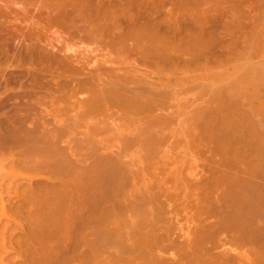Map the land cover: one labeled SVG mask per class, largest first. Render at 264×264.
Segmentation results:
<instances>
[{
  "label": "bare ground",
  "instance_id": "1",
  "mask_svg": "<svg viewBox=\"0 0 264 264\" xmlns=\"http://www.w3.org/2000/svg\"><path fill=\"white\" fill-rule=\"evenodd\" d=\"M103 1L104 0H83V2L86 3V7L82 8V2L80 3L81 6L77 5L79 8L76 6L77 9L82 8V13H76V9L73 11L74 6H72L73 9H69L72 10L70 11V13L72 12V14L66 13L68 14L67 16L65 14L64 16L61 15L62 17H60L64 20H61L59 18L61 21H55L56 23H54L53 20L52 21L55 26L58 24L57 27H63L62 31L65 29L63 32H66V34H68V40H70L72 43L94 42L95 46H98V49H100L99 47H102L101 49H105L106 47L109 48L106 50H110L108 51V53L112 52V55L111 53L109 55L106 52V54H108H104V56L106 55V58L107 56L108 58H113L115 57L114 54L118 56V58L115 57L113 58V60L111 59L113 62H111L110 59L109 61L108 58H105V62L109 61V64H113L115 59L120 60L121 57L123 59V54L132 53L133 55H135L136 52L139 53V55L136 56L139 57L141 55L142 60L141 56L140 61L139 59L134 60V63L138 60L135 66L142 65L141 61H143L144 59L145 64L147 63V65L152 63L153 60L154 62L151 66H153L156 61H158L159 63H163L165 61L166 63V55H169L166 49H169V47L167 46V48L165 47V45L162 46L163 42L159 44V39L155 38L157 34L151 35L149 27H147L149 30L145 28L143 29V27L142 29L139 27V29H137L133 25H126V29L123 28L120 25V22L121 24H123L124 21L127 20L128 23H134V16L132 17L129 14L126 15L125 11L123 13L120 11H114V9H108L110 8L109 6L107 8H104L102 6L107 3H103ZM108 3L112 5V1H109ZM7 9L9 10L10 8L8 7ZM116 9L118 10V8ZM4 10L5 8L3 9V11ZM8 10H5V12ZM10 11L11 10H9L10 14H14ZM77 12H79V10ZM61 13L63 14V12ZM3 14L0 13V15H2V17L0 16L1 18H3ZM123 26L125 27L124 24ZM66 34H64V37ZM157 38H159V36ZM68 40L66 41L67 44ZM163 40H165V37L163 38ZM129 41H133L134 43L132 42L133 44H128ZM169 41L170 40H168V42ZM157 43L161 46L158 45V47L157 45H155ZM83 44L84 43H82V45ZM94 49L97 50V48ZM106 50H104V52ZM101 51L103 52V50ZM133 52H135V54ZM126 56L127 58H129V55ZM39 58L41 59V57ZM87 58L83 57L84 60H87ZM122 59L120 60V62H123V65L125 66L126 63L129 65V62L126 61H130L134 58L130 60H124V58L123 60L126 63H124ZM155 59L159 60L155 61ZM78 60L81 61L82 59L78 58ZM118 60H116L117 63H119ZM88 61L89 60H87V62ZM158 62H156L154 65H156ZM83 63L80 64L77 60L73 61V64H68L62 61L58 62L57 60L55 61L52 59L48 60L47 68L44 67L43 69H46L45 73L48 72L50 74L49 76H51V81L50 79H48V83H51H44L46 84V86L44 85L43 87L51 85V88L49 89V86L48 89L51 90L52 88H54L49 92H51L50 94H53L55 96H48L49 98H51V107H53V111L51 110L52 114L50 113V115H55L54 117L56 119L58 118L57 120H59L57 121L55 120V118H52L53 120H55L53 122L55 125L53 126H57V122L59 126H57V128H54L53 126V128H50L51 126H49V124L51 123L49 121L51 119H46L49 123L48 125H46L47 123L45 124L42 119L41 120L43 124L41 123V121L38 123H32L33 119L31 120V115H26V118L24 116L23 120L21 119L19 125H17V121H12L11 126L7 129L9 130L8 134H5V136L9 142L12 141L8 144L9 148L12 146H10V144L12 143L14 147L17 144L18 146L23 147V149L19 148V150H22L21 153H23L22 156L24 158V161L20 159L18 160V158H16L17 154L19 153H15L16 156H14V153L13 155L11 154V156L8 157V160L13 163H19V161H23L22 164H25L30 168L46 169L52 172V177L48 178L47 181H50L52 184H55L57 183L56 181H58V184L60 182V185L62 186V189L60 188L61 190L58 189L59 191H55V193H53V191L51 193L50 201L52 213L62 214L63 212H65L63 213V215L67 214L68 217L70 216L75 219L73 220L70 218V221L73 220V222H71L73 223V225L69 228L72 230L73 234L76 235L78 241L85 240L87 233L97 232L99 234L103 233L102 235H105L107 231L113 232L115 229V231L120 230L122 233L123 230L128 229L129 233L126 234V232L124 231V233L126 234L125 236L128 240H132L131 238H134V241H132L130 245H127L129 244L127 241L122 242L118 237L121 243H118V241L117 244L121 245L122 243L125 244V242H127V246L122 245V247H125L120 249L118 248L119 250H116L113 253H109L107 255H105V251H97V249L89 251H74L72 252L71 256H68L69 258L67 260L60 264H264V159L261 163L256 164L257 159L254 160L255 158L252 159L247 154V146L249 144L242 134L243 126H245L244 123H247V120L245 119L247 114L242 113L243 111L240 112L238 110H230L228 108H211V105L199 107L200 105L197 106L196 104V109H194V111L193 108L192 110L190 109L191 112L188 110H184V107L179 104V96L181 95H175V92L178 93V89L175 92L170 91V89H173L170 87H175L176 85L170 87L168 86L169 84L167 83H170L171 85V82L169 81L170 77H167L168 70L161 68L162 64L156 65V67L160 66V68H155L158 70L161 69L163 72H160L161 70L157 72L158 70L154 69L157 72V75L162 76L161 78L155 75L156 77L161 78V83H159V81V85H157V83H153L157 82V80L155 79L158 78L153 77L154 82L151 81L153 79L152 77V79L150 78V80L144 79V77L149 79V74H147L149 73L147 72V68L149 66L146 65L147 68L145 70L144 63V66L142 65V71H139L140 67L139 69H133V71H131V67L134 65L132 64L133 61L130 63L131 67L126 64L128 68L125 66V70L124 66L123 68H120L122 66L120 65L121 63H114L115 65L120 66L117 67L119 69L114 68L115 65L113 66L114 69H108L112 65L108 66L107 63L105 64H107L106 66L108 68L104 66V63H102V67L104 66L105 68H102L101 65H98V67L95 68V66H97L96 62L93 63L95 65L93 66L94 68L91 67L93 69H90V67L89 69H87L88 67L85 66V63ZM88 63L91 62L89 61ZM74 64H78L79 66L76 65L77 67H74ZM82 64L83 66H80ZM93 64L91 63L90 65ZM32 67L34 68L35 66ZM129 67L131 69H129ZM137 70L138 75L140 74L139 72L143 73L145 70L146 76H141L143 78L141 79L140 76L138 77L137 75H132L137 74ZM121 71H123V73ZM151 71H153V69H151ZM170 72L171 71L169 70V73ZM57 80H59V83L55 82ZM148 81L153 83L151 84ZM180 84L181 87H183L182 83L180 82L177 85L180 86ZM45 89L48 90L47 88ZM233 92H230L232 95L230 93H228V95L230 94V97H233L234 94H238L235 91ZM214 96L216 98V95ZM214 96L211 95L212 99H214ZM180 99L182 101V97ZM209 101L212 102L211 100ZM209 101H207L206 103L208 104ZM57 102L58 104L56 105ZM172 104L174 106L176 105V109L174 108V112L170 110L171 114H168V112L170 111L167 112V110L172 108ZM35 121L38 120L35 119ZM39 123L42 125H40ZM176 125L177 127H181L179 128L180 130L178 128H175ZM218 125L220 126V128ZM47 126H49V128H47ZM76 131H78L79 133L81 131L80 134L82 135L80 136L84 137V140L82 139L83 144L81 143L83 148L82 146H77L78 144L76 143V145L73 142V140H76L74 138V136L77 135L75 133ZM74 133L76 135H74ZM168 134H170V136L172 134L174 137H176L175 139H178L177 137H182L183 134H186V136H193L198 134V136H202L203 139L209 138L207 141H212V144H214L213 146L215 148L217 147V150L219 151V153H221V159L220 161L217 160L216 163L218 165L220 163V166L223 169L221 170L220 168V170H213L214 166H212L211 169L213 171L211 170V177H208L205 183H199L198 187H193L194 189H198L200 185L201 187L198 190L196 189L197 191H195L193 188L192 191L190 190L191 192H196V194L192 193L193 195H196V202L194 205H196V209L199 210V215H201V217L199 216L198 218L197 215H195L197 217V219L194 218L195 220H197V223L195 222L194 225L195 228L193 227L194 230L191 231L192 233L187 234L189 235L188 240L187 242L183 243H181V240L179 242V236L181 235V232L178 233L175 228L173 229V232L176 231L179 234V236L176 235L179 239H177L173 234L171 230V228L174 227V225L171 226V223H173V221H169L170 217L167 216L168 214H170L169 209L174 207L172 206L174 203L171 202L172 199L174 197H177H171L172 193H169L171 195L170 197L172 198H170V205L168 203L170 199L168 201L166 200L168 199L165 196L167 195L165 194L167 192L164 191L165 193L163 192V194L166 201L163 202L161 200L163 196L161 198H157L160 193V195H162V191H159V188L161 187L159 186V183L156 182L157 186H159L158 191L160 193L154 194L153 191L156 192L157 186H153L154 184H152V189L154 187V189L156 190L150 191L152 178L150 179V183L148 182L149 179L147 181V179L145 178L147 177V173L148 176L154 175L153 172L150 171V168L152 169L154 167L153 165L155 161L153 159V156H155V158L159 157L158 152L160 151V146H163L162 144L160 145V143H163L165 147H168L165 144L168 141ZM179 134L181 136H179ZM70 136L72 137L71 140H69ZM100 136L102 137V139L100 138ZM173 136H171V138ZM188 136L186 137V139L189 138ZM194 138L200 137L194 136ZM63 139H66L65 141H68V143L66 144ZM95 139H100V141L98 142V140L96 141ZM3 140V143L7 144V142H5V138H3ZM196 140L198 139H195L194 141ZM61 142L63 143L62 146L60 145ZM88 142L89 146L87 144ZM189 142L191 141H188V144ZM84 143L87 145L85 146L86 149L84 148ZM90 143L92 144V148L89 149V147L91 146ZM64 144L66 145V147L64 146ZM93 145L96 147H93ZM115 147H117L116 149L119 150H115ZM97 148H104L103 151H101L102 153L105 152V154L107 151L109 152V150H111V152L119 151V154L118 152L113 153L114 157L116 154H118V157L116 155L115 158H111L110 156H108L110 154L105 156L104 153L102 156L101 151H98ZM66 149H68V151ZM164 149H166L165 153L169 150L167 148ZM161 151L163 152V150ZM121 152L123 154H121ZM70 154L77 158H75L77 162H74L75 159H71L72 156ZM120 154L122 158L119 156ZM161 154L162 153L160 152V155ZM91 156H96L95 159L97 162L95 161L96 165L90 168V165L86 166L87 163L83 161L88 160L89 158H94ZM126 156H128L130 159L129 163L124 162L126 161L125 159L128 158ZM79 157L81 158L80 161L83 162V165L78 160ZM137 157L138 159L141 158L139 160V163L142 160L144 161V163L146 162L145 166L147 168L145 167V169L148 172H145V175L143 173L144 169L143 172H141L142 169L140 172H138L137 169V172L132 171V165L138 166L139 168L140 164H136L138 162ZM262 157H264V155ZM131 159L135 160L136 163L134 161H131ZM143 161L141 162V164L143 163ZM240 164L244 165L242 167H244L245 169L241 168ZM238 167L241 169L238 170ZM149 171L152 172L151 175H149ZM190 176L191 175H189V177ZM58 177L59 179H57ZM32 179L34 180V178ZM32 179L30 178V180L32 181L31 183H29L30 186L33 185ZM134 179H138L137 183H139L134 184ZM177 179H184V177L182 178L180 176V178ZM177 179L176 181L183 182V180ZM192 179L194 182H192V184L194 185L197 181L196 177V181H194V177ZM192 179L190 180L192 181ZM184 180L187 181H184V187H188L187 184L189 182V179ZM142 181V184L145 185L144 187L143 185H140ZM191 181L189 182V184L191 183ZM192 184L189 185L190 188ZM176 185L175 188L177 189L178 185ZM138 186H141L142 188ZM160 190L162 189L160 188ZM172 191L174 192L175 189H173ZM178 191L179 190L177 189L176 192ZM216 192L220 193L216 194ZM152 195L157 196L155 198ZM181 198L182 197L177 199ZM157 199L161 200L162 202H158ZM191 200L192 199H190V201ZM160 203H162V206H164V203L165 205L169 204V207H167L168 205L164 206L165 208L167 207L168 210H162L163 208H161ZM190 203L193 204L192 202ZM185 204H182V206H184ZM170 206L172 207L170 208ZM177 208H174L173 210L171 209L172 212H170L172 213V217L177 213L174 212V210ZM185 208L189 209L188 207ZM185 208L182 209L181 207L182 210L180 209V211L185 212ZM164 211H168L166 212L167 215ZM175 211H179V208ZM191 212L192 211H190V213ZM121 216H125V218H122ZM165 216L169 218L166 219ZM176 216H178L177 218L180 219V215L178 213L176 214ZM172 217L170 219H172ZM175 217H173L172 220H178ZM110 218L114 221L111 222L112 220L110 221ZM182 218L181 222L174 221V223L181 224L182 220L185 219ZM78 219L83 220L82 224L79 225L77 223ZM121 219L122 221H126V219L128 220L125 223H122V221H120ZM75 221L76 223H74ZM194 221H192V223ZM177 224L176 226H178ZM180 224L179 228L176 227V229L179 231H181L183 227V225ZM111 226H113L114 228H112ZM190 226H187V229H189ZM120 231L119 233H121ZM109 234L111 236L113 235L112 233ZM109 234L107 233V236ZM130 234L131 238H128L130 237ZM172 235L175 238L172 237ZM233 246H236L237 248L235 247L236 249L233 250ZM171 250L173 251L172 253H170ZM235 250L236 253H234Z\"/></svg>",
  "mask_w": 264,
  "mask_h": 264
},
{
  "label": "rangeland",
  "instance_id": "2",
  "mask_svg": "<svg viewBox=\"0 0 264 264\" xmlns=\"http://www.w3.org/2000/svg\"><path fill=\"white\" fill-rule=\"evenodd\" d=\"M104 1L103 3H107V4L103 5L102 7L107 8L109 6L110 8L108 9L111 10L114 9V11H118V12L120 11L123 13L125 11L126 15L129 14L132 17L134 16L133 17L135 18L133 19L134 23L132 22L128 23L127 20L126 21L123 20L124 21L123 24L125 25V27L120 22V25L123 28L126 29V25L129 26L133 25L137 29L139 28L142 29V27L143 29L144 28L147 30L150 29L149 31L151 35L157 34L155 38L159 39L158 40L159 44L163 42L162 46L165 45V47L167 46L169 47L170 50L166 49L167 52L169 53V55H166L168 61L166 60V63L165 61L163 63L161 61H160L161 63L156 61L159 59H155V61L159 63V64L157 63L156 65L162 64L161 68L168 70V72L167 71L166 72L168 73L167 77L168 78L170 77L169 81L171 82V85L170 83L167 84H169L168 85L169 87L176 85L175 87H170L173 88L174 90L173 89L171 90L170 88L169 89L170 91H174V92L178 89L177 92L179 94L175 92V95L178 96L181 95L179 97L180 98L182 97V101L178 97L180 100L179 104H181L182 107H184V110L186 111L188 110L191 112L192 108L193 111L194 109H196V105L197 106L200 105L199 107L211 105L212 106L211 108H217V109L228 108L230 110H238L240 112L243 111L242 113L247 114L245 117L247 123L246 122L244 123L245 126H243V129L240 128L243 130L242 134L244 135V137L246 138L249 144L247 146V154L252 159L254 158H255L254 160L257 159L256 164L261 163L264 159V157H262L264 155V0H109L110 2L112 1L111 3L112 5L108 3L109 2L108 0H104ZM77 2L79 4L82 2V8L86 7L85 5L86 3H84L83 0H0V13L3 14L4 12L5 14V15L3 14V18H1L2 15H0L1 16L0 17V183H1L0 184V264H60L65 260H67L69 258L68 256H71L72 252L74 251H85V250L89 251V250L97 249V251H105L106 252L105 255H107L109 253H113L116 250H119L120 248H124L125 246L130 245V243L134 241V238H131V234L130 237H128V235L127 237L131 238L132 240H128L126 238L125 235L129 233L128 229H126L127 231L123 230V233L120 230L119 231L121 233H119L118 230L115 231L116 229L114 231L112 230L113 232L116 233L107 231L108 234L112 233L113 234L112 236L110 234L107 236V233L105 234L106 236L102 235L103 233L102 234L100 233L101 234L100 235L97 232L87 233L85 240L78 241L76 235L73 234L72 230L69 228L70 226L72 227L73 223L71 222H73V220L75 219L70 216L68 217L67 214L63 215V213L65 212H63L62 214L60 213L53 214L51 210V201H50L51 193L53 191H54L53 193H55V191H59L62 189L60 182L58 184V181H56L57 183L52 184L50 181H47L48 178L52 177L53 174L52 172L46 169H33L25 164H22L24 158L22 156L23 153H21L22 150H19V148L23 149V147L18 146V144L17 145L15 144L16 146L14 147L12 143L10 144V146L11 145L12 146L9 148L8 144L12 141L9 142L5 136V134H8L9 130L7 129L8 127L11 126L12 121L13 122L17 121L18 123L17 125H19L21 119L23 120L24 116L25 118L27 117L26 115L29 116L31 115L30 118L32 117L31 120L33 119L32 123L33 122L38 123L41 121L42 124L44 122L45 124L47 123L46 125H48L49 123L47 120L51 119L49 121L51 123L49 124V126H51L50 128L53 127L57 128V126H59L57 124L58 123L57 121H59L57 120L58 118L56 119L54 117L55 116L54 114H53L54 116L50 115V113L52 114L53 107H51L52 102H51V98L49 97H54L55 95L50 94L51 92L49 91H51L54 88L49 90L51 88V85H49L50 87L48 85L47 87H43L44 85L46 86V84L48 83L49 81L48 79H50L51 81V76H49L50 74L48 72L45 73L46 69H43L44 67L47 68V62L49 59L55 61L57 60L58 62L62 61L68 64H73V61L75 60L79 61L80 64L83 63V61L85 63L87 62V60H89L92 64L96 62L97 66H95L94 64L90 65L91 63H88L89 61L85 63V66L88 67L87 69H89V67L90 69H93L94 68L93 66H95L96 68L98 67V65H101L102 67L103 65L102 63L106 61L105 60L106 55L108 54L110 55V53L112 55V52L108 53V51L110 50H106L109 48L106 47L105 49H101L102 47H99L101 50H103L102 52L100 49H98V46H95L94 42L72 43L70 40H68L67 37L68 34H66V32H63L65 29L62 31L63 27L61 28L57 27L58 24L55 26L54 24L56 23L55 21H61L63 19L61 18L62 17L61 15L64 16L65 14L67 16L70 13V11H72L69 10L72 8V6H74V9L72 8L73 11L76 9L75 11L76 13H82L81 7H80L81 9H77L78 6H81V4L79 5ZM6 7L7 8L9 7L10 8L9 10H11L10 12L14 14H10L9 10ZM4 8L5 10L8 11L6 12L5 10L3 11ZM116 8H118V10ZM78 10L79 12H77ZM61 12H63V14ZM70 14H72V12ZM7 15L9 18L7 17ZM52 20L54 21V23ZM147 27H149V29ZM64 34H66L65 37ZM158 36L159 38H157ZM164 37L165 40H163ZM63 38L65 39V41ZM66 39L68 40V44L66 42L67 41ZM168 40L170 41L168 42ZM132 42L133 41H129L128 44H133L134 42L133 43ZM63 43H66L68 45V48L67 45ZM82 43L84 44L82 45ZM159 44L157 43L155 45L158 46ZM61 45L64 46L62 47ZM94 48H97V50ZM104 50L106 51L104 52ZM106 52L108 54H106ZM133 53L135 54V52ZM104 54L106 55L104 56ZM114 55L116 58H118L116 54ZM126 55H129V58H127ZM130 55L133 57H131ZM136 55L138 56L139 53L136 52L135 55H133L132 53L122 55L124 56L123 59L125 58L124 60H130L134 58L130 60L131 62L133 61L132 64H134L132 67L130 66L131 65L130 61H126L129 62L128 65L122 59V57L121 59L124 61V63H126L128 66L132 68L131 69L129 67L131 71H133V69H139V67H140L139 71H142L144 66L143 63L145 64L144 61L145 59L143 58L144 60L141 61L143 66L142 65L135 66L138 60L135 61V63L134 60L139 59L140 61V56H141L140 55L139 57H137ZM113 56H109V57H113ZM39 57H41V59ZM83 57L84 58L88 57V58L87 60H84ZM78 58L79 59L81 58L82 60L80 61L78 60ZM113 58H108V60L109 59L113 60ZM31 59L33 60V62ZM40 60L45 65H43ZM112 60L111 62H113ZM116 60L118 59H115L114 63ZM120 60H118L119 63H117V61L116 63L117 64L121 63L120 64L122 65L121 67L115 65L116 63L109 64V61L105 63H107L108 66L110 65L112 66L108 68L106 66L107 64L105 63L104 66L108 69H112L114 65H115L114 68L116 69H119L117 67L123 68L124 66L123 62H120ZM141 60H142V56H141ZM153 62L154 61L152 60V63ZM152 63L148 65L146 63L144 66L145 70L147 68L146 65L149 66L148 67L149 69L147 68V72H149L147 73L149 74L148 75L149 79L144 77L146 76L145 70H144L145 74L144 72L143 73L139 72L140 74L138 75V70H137V74H132V75H137L138 77L140 76L141 79H143L141 77L143 76L144 79L146 80H150L151 77L158 78L156 76L162 78L161 75L156 74L161 70V69L160 70L156 69L158 67L160 68V66L156 67V65H154L155 63L153 64V66H151ZM83 64L80 66H83ZM87 64L90 66H88ZM76 65L79 66L78 64ZM76 65L74 67H77ZM32 66L35 67L33 68ZM125 66H124V70L127 67ZM150 68L153 69V71H151ZM154 69L158 71L156 72ZM169 70L172 73L171 72L169 73ZM123 71L121 72L123 73ZM160 72L163 71L161 70ZM161 78H158L159 80L155 79L157 80V82L155 83H153L154 78L151 81H153L152 82L153 84L157 83V85H159L158 82L160 81L159 83H161L160 80ZM59 80L55 82L59 83ZM148 82L151 83L150 81ZM179 82L182 83L183 87H181V84L180 86L177 85ZM45 88H47L48 90H46ZM233 91H235L238 94H234L233 97H230V94ZM228 93L230 94L228 95ZM211 95L212 96L216 95V98L214 96L213 97L214 99H212ZM209 100H211L212 102H210ZM207 101H209L208 104L206 103ZM181 102L185 105H183ZM57 104L58 102L56 103V105ZM175 106L172 104V108L167 110V112L170 110L174 112V110L176 109ZM169 113L171 114V111L168 112V114ZM52 118L53 119L55 118V120H57L56 121L57 126H53L55 125L53 123L55 120H53ZM35 119L38 121H35ZM41 119L43 120V122ZM49 126H47V128H49ZM175 128L179 129L181 127L179 126L177 127L176 125ZM77 132L78 131L75 132L77 135L74 133V135L76 136L72 134L76 140L73 139L72 140L75 144L76 143L78 144V145L76 144L77 146L81 147L83 144L82 142L84 140V137L80 136L82 135L80 134L81 131L80 133L78 132L79 134ZM183 135L180 138L177 137L179 141H181L179 142L178 139H175L176 137H174L172 134H171V136H173L172 138L170 134H168L169 136L167 138L168 141L166 140L167 142L165 141L166 143L165 142L164 143L169 148L165 147L163 143H160V145L162 144L164 148L169 149L168 150L169 152L167 151L165 153L166 149H164L163 146L162 147L160 146L159 149L160 151L158 152L159 157L155 158V156H153L154 157L153 159L155 161V162L153 161L154 167L152 169L150 168V171H152L154 174L152 175L153 177L148 176L147 173L148 171L145 169L146 162L144 163V161L142 160L143 163L141 164L142 161L139 163V160L141 158L138 159V157H137L138 159L137 163L135 162V160L131 159V161H134L136 164L142 165V166L139 165V168L138 166L134 165L135 166L134 167L132 165L131 167L135 169V170L132 169V171L140 172L142 169L141 172H143L144 169L143 173L144 175L145 172L147 173L146 176L149 178L147 177L145 178L147 179V181L149 179L148 181L149 183H150V179L152 178L151 179L152 182L150 186L152 184H154L153 186H157V183H159V186H161L160 188L162 189L160 190L159 188V191L160 192L162 191V195H160L161 193L158 191L159 186H157V188L155 187L157 190L154 189V187L152 189V186L151 187L149 186L150 191L156 190V192L153 191L154 194L160 193L159 194L160 196L158 195L159 197L156 195L157 198H161L163 196L161 200L164 202L166 200L168 201L173 196H176L177 198L182 197L181 199H177L174 197L173 199L171 198L172 201L171 199L168 201L170 205H171L170 201L172 203L174 202L175 205L177 206L179 205L178 206L179 211H175L178 210V208L177 206L174 205V203L172 205L174 207L171 208L172 206H170V208L172 210L174 208H177L174 210V212H177L180 215V219L177 218L178 216H176L177 214L176 213L175 214L176 217L175 216L173 217L177 218L178 220L175 219L172 220L173 217L171 216L172 214L171 209H169L170 214L168 215L166 213L168 211H164L167 216H169L170 218L172 217V219L168 217L169 221L171 222L173 221V223L170 222L171 226L174 225V227L171 228L172 232L174 228L178 233L181 232L182 236L181 235L179 236V234L176 231H174L176 233L173 232L175 236L178 235L180 237L179 239L176 236V238L179 239V242L181 240V243L187 242L189 237V235L187 234L192 233L191 231H193L195 228L194 225L195 222L197 221L195 219H197V217L199 218V216L201 217V215H199V210L196 209L197 207H195L196 205H194L196 202V195L192 194V193L196 194L195 191L200 189L201 186L199 185V188L198 189L196 188L197 190L194 189L193 187H198L199 183L200 184L202 182L205 183L208 177H211L212 166H214L213 170L214 169L220 170L221 168L220 163L219 165L216 163L217 160L220 161L221 153H219L217 147L215 148L213 146L214 144H212L211 140H210L211 142L207 141L209 138L203 139L202 136H198V134H196L193 136L187 135L189 138L186 139L187 137L186 134L184 136ZM71 136L69 140H71L72 138ZM179 136L181 135L179 134ZM194 136L200 138H194ZM3 138H5V142H7V144L3 143L4 142ZM100 138L102 139L101 136ZM193 138L194 140L195 139L198 140L194 141ZM185 139L187 140V142ZM63 140L65 141L66 139ZM97 140L98 142L100 141V139ZM188 141H191L193 143L189 142L188 144ZM65 142L66 144L68 143V141ZM62 144L63 143L61 142L60 145L62 146ZM87 144L89 146V142ZM64 146L66 147L65 144ZM85 146L87 145L84 143V148L86 149ZM211 146H213L214 148ZM93 147L96 146L93 145ZM90 148H92V144L89 147V149ZM116 148L117 147H115L114 149L119 150ZM97 149L98 151L99 150L103 151L104 148H97ZM66 150L68 151V149ZM161 150H163L164 154ZM102 151H101V155L103 156V153L105 154V152L102 153ZM107 152L105 156L110 154L108 156H110L111 158L114 157L113 153L118 152L119 154V151L111 152V150H109V152L108 153ZM160 152L164 156L162 154L160 155ZM13 153L14 156H16L15 153L16 154L19 153L17 154L16 158H18V160L20 159L23 161L22 162L19 161V163L10 162L8 160V157H10L11 154L13 155ZM118 154H116L117 157ZM121 154L123 153L121 152ZM121 154L119 155L120 157ZM72 157H71L72 160L76 158L74 156ZM79 158L78 160L80 161L81 158L80 159ZM95 158L96 156L94 158H89L88 160H85L83 162L87 163L86 166L90 165L91 168L96 165ZM76 159L74 162H77ZM125 160L126 161L129 160L128 162L123 160L125 163L130 162L129 157ZM83 162H81L82 165ZM240 165L241 168H244L242 167L244 165L242 164ZM241 168H239L238 170H240ZM222 169L223 168H221V170ZM150 171H149V175H151L152 173ZM181 173L183 176L181 175ZM189 175L191 176L189 177ZM175 176L177 178H180V176L182 178L184 177V179L186 180L189 179V182L191 181L190 179L194 177V181L197 180L199 182L196 181L195 182L196 185L195 184L193 185L192 184L193 179H192L190 184L189 182L188 184L186 183L188 187L187 186L184 187L183 183L187 181H185L184 179H177ZM30 178L31 179L34 178V180L32 179L33 180L32 186L29 185V183L32 182ZM57 179H59V177ZM176 179L183 180V182L176 181ZM134 180L136 182V183L134 182V184L139 183V182L137 183L138 179H134ZM142 183L143 181L140 183L141 186L143 185ZM191 184L192 186L190 188L189 185ZM175 185L179 190L178 192H176L177 189L175 188ZM141 186L138 187L142 188ZM144 186L145 185H143V187ZM166 187L168 188V190ZM185 188H187L189 191ZM192 188L195 191L191 192L193 190ZM173 189H175L174 192L176 193L172 191ZM164 191L167 193H165ZM180 191L182 192V195ZM163 192L167 194L165 196L168 199L165 200ZM220 192H216V194ZM169 193L170 194L172 193L171 194L172 196ZM152 196L156 198V196L154 195ZM190 199L192 200L190 201ZM161 200H158V202H160ZM189 201L192 202L193 204H191ZM183 202H185L186 204ZM180 203L185 204L184 206L188 207L189 209H186ZM169 204H167L168 205L167 206L164 203V206L169 207ZM160 206L161 208H163L162 210H168L167 207L165 208L164 206H162V203H160ZM190 206L193 210L190 208ZM181 207L182 209L185 208L188 211L184 209L185 212H181L180 211ZM190 211L192 212L190 213ZM195 215H197V217ZM167 216H165L166 219H168ZM182 216L185 219H183ZM70 218L73 220L70 221ZM122 218H125V216ZM181 218L184 221L182 220L181 224L176 223L178 225L176 226L174 221L181 222ZM127 220L128 219H126V221ZM110 221L113 222L114 220L110 218ZM120 221H122V219ZM126 221H122V223L123 222L125 223ZM192 221L194 222L192 223ZM82 222H83L82 219L77 220V223L79 225L82 224ZM74 223H76V221ZM179 224L183 225L181 231L176 229V227L179 228ZM187 226L188 227L190 226L191 229L190 228L187 229L188 228ZM111 227L114 228L113 226ZM124 231L126 232V234L124 233ZM118 237L121 239L122 242L127 241L129 244L126 245L127 242H125V244L122 243L121 245L120 244L118 245L117 244L118 241H119L118 243H121ZM172 237L174 236L172 235ZM122 245L125 246L122 247ZM235 247L236 246H233L232 249L234 250L237 248ZM172 252L173 251L171 250L170 253ZM234 253H236V250L234 251Z\"/></svg>",
  "mask_w": 264,
  "mask_h": 264
}]
</instances>
